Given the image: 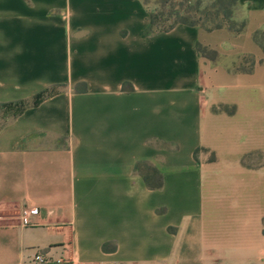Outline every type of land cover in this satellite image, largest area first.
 Wrapping results in <instances>:
<instances>
[{
  "label": "crops",
  "instance_id": "crops-1",
  "mask_svg": "<svg viewBox=\"0 0 264 264\" xmlns=\"http://www.w3.org/2000/svg\"><path fill=\"white\" fill-rule=\"evenodd\" d=\"M238 2L235 35L146 34L140 0H0V104L54 90L0 124V264L35 251L71 264H214L215 252L264 264V0ZM242 56L252 71L229 70ZM222 177L232 230L215 251L205 186Z\"/></svg>",
  "mask_w": 264,
  "mask_h": 264
},
{
  "label": "trees",
  "instance_id": "trees-1",
  "mask_svg": "<svg viewBox=\"0 0 264 264\" xmlns=\"http://www.w3.org/2000/svg\"><path fill=\"white\" fill-rule=\"evenodd\" d=\"M159 11L149 12L148 25L145 29L146 34L161 33L171 30L177 25L197 26L206 31L216 29H226L232 34H240L245 30V19L239 15L240 9L238 0H215L210 6L213 11H202L197 18L195 14L200 7V1L195 4L188 2V4L180 3L179 5H168L167 2H162ZM168 8V10H167ZM196 9V10H195ZM157 28H161L157 31ZM262 32L254 34V40L259 42V37H262ZM264 50V46L262 47ZM197 52L211 61L219 59V55L215 50H212L201 44L196 45ZM254 66V59L251 56H242L238 63H232L228 69L233 71L251 72ZM54 92L53 89H46L36 94L31 103L25 101H18L7 104H0V110L3 115L16 116L21 113L29 105H37L44 98L48 97ZM221 110L227 111L225 107ZM149 173L144 175L146 185L151 189H159L162 186V179L160 173L151 165L141 164ZM137 166V169L141 167Z\"/></svg>",
  "mask_w": 264,
  "mask_h": 264
},
{
  "label": "rangeland",
  "instance_id": "rangeland-1",
  "mask_svg": "<svg viewBox=\"0 0 264 264\" xmlns=\"http://www.w3.org/2000/svg\"><path fill=\"white\" fill-rule=\"evenodd\" d=\"M148 14L152 11H159L162 2H167L168 5H179L180 3L188 4V2L196 3L200 1V7L197 13H192L200 16V12L208 11L212 12L213 9L210 7L215 2V0H140ZM168 10V8H167ZM196 10V9H195ZM239 15L242 16L240 9L238 10ZM161 28H157L160 31ZM230 62L228 61V64ZM6 118L0 110V124L3 123ZM205 194L207 198L206 203V233L208 235H214L216 242L212 243L213 246L219 249V243L229 240L231 234V219H230V194H229V177H222L214 179V185L207 181L205 186ZM218 253H214L215 257L214 264H231L230 258L225 256H217Z\"/></svg>",
  "mask_w": 264,
  "mask_h": 264
},
{
  "label": "built area",
  "instance_id": "built-area-1",
  "mask_svg": "<svg viewBox=\"0 0 264 264\" xmlns=\"http://www.w3.org/2000/svg\"><path fill=\"white\" fill-rule=\"evenodd\" d=\"M22 216L26 225L32 223L33 214L28 212V210H23ZM29 264H71V262L66 257L53 259L41 251H35L29 259Z\"/></svg>",
  "mask_w": 264,
  "mask_h": 264
}]
</instances>
